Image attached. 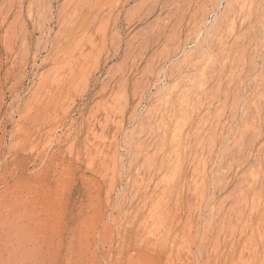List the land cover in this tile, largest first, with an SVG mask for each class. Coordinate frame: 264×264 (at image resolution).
<instances>
[{
  "label": "rangeland",
  "instance_id": "374dc122",
  "mask_svg": "<svg viewBox=\"0 0 264 264\" xmlns=\"http://www.w3.org/2000/svg\"><path fill=\"white\" fill-rule=\"evenodd\" d=\"M0 264H264V0H0Z\"/></svg>",
  "mask_w": 264,
  "mask_h": 264
}]
</instances>
